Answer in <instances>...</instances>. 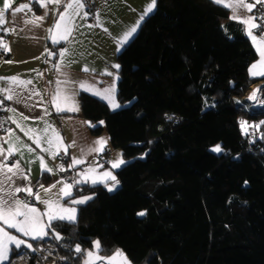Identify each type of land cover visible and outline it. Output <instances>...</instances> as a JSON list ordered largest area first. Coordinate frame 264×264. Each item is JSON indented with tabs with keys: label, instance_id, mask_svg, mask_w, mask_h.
Wrapping results in <instances>:
<instances>
[{
	"label": "trees",
	"instance_id": "trees-1",
	"mask_svg": "<svg viewBox=\"0 0 264 264\" xmlns=\"http://www.w3.org/2000/svg\"><path fill=\"white\" fill-rule=\"evenodd\" d=\"M138 29L118 53L120 107L81 92L92 134L108 132L126 161L120 185H75L95 198L75 224L54 221L53 240L83 245L61 249L66 264L96 239L134 264H264V108L244 98L259 81L244 24L213 0H157ZM255 120L253 139L240 121Z\"/></svg>",
	"mask_w": 264,
	"mask_h": 264
},
{
	"label": "crops",
	"instance_id": "crops-1",
	"mask_svg": "<svg viewBox=\"0 0 264 264\" xmlns=\"http://www.w3.org/2000/svg\"><path fill=\"white\" fill-rule=\"evenodd\" d=\"M93 1L96 6V13L94 17H89L88 15L87 17L83 16V12H87L86 6L81 10L80 16L73 17L75 29L73 31V36L69 38L71 43L61 42L59 44H54L49 38L48 29L56 23L60 12L65 10L64 5L69 2V0H62L60 5L49 4L47 8L42 7L41 4L36 2V0H9L11 8L5 12L4 19L6 23L3 26H0V42L6 43L8 45V49L10 50H6L9 57L6 58L5 61L0 62V77H18L20 80H30L32 83L26 86L21 85L16 89L18 92L23 93L25 97V101L23 103L14 99L9 101V105L5 108L7 121L6 130H13V135L9 136L8 132L5 131L4 135L0 137V145L7 148L8 145L4 143V141L7 140L12 143H17L18 146L21 147L23 144H27L36 149L35 152L29 153L26 149L22 148V156L13 155L7 161L11 164L13 161L18 160L21 168L27 174L28 179L23 181L17 180L18 184H31L32 186L35 179L42 177L44 182L42 185L44 188H48L52 184H56V181L64 180L60 176L61 171H59V167L61 165L69 170L70 178L76 177L78 172H85L90 167L95 168L96 174L94 178L98 181L100 179V174L103 172L110 171L114 176H116V170L119 169L111 167L112 162L117 161L120 157L119 153L117 154L116 151H114L117 149H114L111 146L109 133L104 131L100 135H93L90 130L89 120L82 116L83 106H81V92L86 91L93 95L95 91L100 90L103 92L104 89L109 88L114 83L115 92L113 95L114 100L117 103V88L119 79L116 80L114 77H119V69L113 68L112 66L119 64L118 53L126 44H128L127 42L121 46L118 42L125 31H127L132 25L139 22V18L145 12L146 6L150 0ZM227 2L228 0H223V3L220 4L225 6ZM246 2L252 3V1L249 0H246ZM4 3L5 0H0V9H3ZM21 4H28L29 9H25L23 12L13 15L12 13L14 9L19 7ZM57 9H59V11H57ZM228 9L230 17H232L233 11L229 7ZM238 14L241 17L251 15L256 16L254 8L251 12H247L245 9H240ZM148 15L145 16L144 20L148 17ZM35 17H43L44 19L38 24L25 23V20H33ZM235 21L239 22V20ZM142 22L139 23V27ZM89 25H92V27H89ZM13 28L15 29L14 32L3 30ZM105 29H107V31H105ZM138 30L139 29H137L136 33ZM62 31L63 28H61L60 32ZM253 34L259 36V30L253 29ZM62 48H69L71 52V55L65 59L63 64H61L58 56V52ZM49 52L57 53V55L50 56L48 54ZM259 58L258 53V57L253 63H256ZM69 60L72 61L70 64L68 63ZM57 64H61V71L59 72L54 67V65ZM251 65L249 66V69ZM85 67H87L89 71H83ZM249 69L248 74L254 78V76L250 74ZM106 71L112 72L113 75H106ZM41 73L42 75H40ZM61 73H64L65 75H62ZM255 77L259 80H264V77ZM58 80L70 81L69 84L63 85V87L75 90V99L79 105L78 112H57L55 107L52 105L51 100L53 95L56 93V82ZM81 82H86V87L89 85L92 87H89L88 90H83L79 87ZM9 86H12L9 81L0 80V88ZM33 92H39L41 95H32L30 99L27 98L29 94ZM97 97L101 98L100 96ZM104 101L108 103V101ZM9 108H14L16 112L13 113L8 111L7 109ZM45 110H47V115H45ZM21 113L24 116L30 117V119H22L20 115ZM9 117L16 119L25 129L35 128L40 130L45 127V122L50 124L52 128L55 129V132L63 138L62 144L57 141L61 148L60 155H58L55 159H52L48 153L42 152L36 147L32 140L24 135V132H22L20 128H18L16 124L9 119ZM37 117H43V119H37ZM101 125L105 128L104 121ZM17 137H19V141H17ZM100 138L107 140V144L104 145V150L101 152L89 153L88 149L96 147L97 145L95 142ZM73 141H75L74 145ZM64 145L68 146L66 153L63 151ZM107 150H109V152ZM41 155L44 156L48 167L53 169V173L42 171L41 164L37 159V157ZM63 155H67L69 157L66 164L62 162ZM101 155L106 156L105 162L101 160ZM74 157L78 159L82 158L85 162L69 169L68 165L72 162V158ZM2 159L3 158L0 157V160ZM0 179H3V177L0 176ZM117 180L119 181V184L115 188L120 185L119 178H117ZM66 181L69 183L72 182L68 180ZM107 182H109V180H105V183ZM98 183L100 182H97L95 185ZM60 187H62L61 184H56V187L47 194L40 188L36 191L40 192L42 199L49 197L55 199V194L59 191ZM74 190L75 186L72 189L73 195H75ZM19 196L21 199L29 200L25 193H20ZM68 199L69 198H62L60 199V203L65 207H68ZM35 204L41 209V211H43L46 207L38 201L35 202ZM7 230L12 234L19 236L21 239L27 240L32 244L33 248L37 245L36 242L40 240L25 237L20 233H16L13 229ZM48 237L52 238L55 236L50 231L49 235L44 238ZM23 249H25L23 246L20 249L13 248L10 260L14 251ZM126 257L128 261H130V264H134L128 256ZM10 260H6L4 263L10 262Z\"/></svg>",
	"mask_w": 264,
	"mask_h": 264
},
{
	"label": "snow or ice",
	"instance_id": "snow-or-ice-1",
	"mask_svg": "<svg viewBox=\"0 0 264 264\" xmlns=\"http://www.w3.org/2000/svg\"><path fill=\"white\" fill-rule=\"evenodd\" d=\"M37 3L41 4L42 7L47 8L49 4L60 5L62 0H36ZM215 3H223V0H213ZM157 0H150L148 5L146 6L145 12L140 16L139 22L132 25L125 33L121 36L119 40V44L123 46V44L127 43L128 40L136 33L139 28V23L142 22L148 14L153 12L156 7ZM260 4L264 6V0H254L252 3L246 2V0H228L225 6L229 7L233 11L232 19L239 20L240 23L246 26V34L251 37L252 43L256 48V51L259 53V60L256 63H253L249 69V72L252 76H261L264 77V13H262L259 17L255 15L241 17L239 16V10L245 9L247 12H251L252 9ZM65 10L60 12L56 23L48 29L49 38L52 43L59 44L61 42L71 43L70 37L73 36V31L75 29V24L73 17L80 16L81 10L85 8V4L83 0H69L65 5ZM11 8V3L9 0H5L3 5V9H0V26H3L6 21L4 19L6 10ZM25 9H29L28 4H21L19 7L15 8L13 11V15L16 13H21ZM71 10V11H69ZM59 11V9H57ZM88 13L83 12V16L87 17ZM43 17H35L33 20H25V23L38 24L42 21ZM257 19H259L260 23H257ZM92 27V25H89ZM61 28L63 31L60 32ZM253 29L259 30V36L253 34ZM4 31L14 32L15 29H3ZM107 31V29H105ZM0 47L5 50L8 49V45L6 43L0 42ZM119 50V49H117ZM51 55H57V53L49 52ZM71 55L69 48H62L58 52V56L60 58L61 64L64 63L65 59ZM10 62V61H9ZM72 61H68L70 64ZM61 64L54 65L55 69L59 72L61 71ZM67 66V65H65ZM113 68L119 69L120 65L115 64L112 66ZM83 71H89L87 67L83 69ZM94 71V69H93ZM65 75L64 73H61ZM106 75L112 76V72H105ZM42 75V73L40 74ZM114 79L118 80L119 77L115 76ZM0 80H7L10 82L12 86L0 88V106H2L5 100L12 101L17 99L19 102L23 103L25 101V97L23 93L18 92L16 89L21 85L31 84L32 81H23L18 77H0ZM56 93L53 95L51 103L55 107L57 112L69 111V112H78L79 105L75 99L76 92L73 89H68L63 87V85L69 84V80H58L57 82ZM79 87L83 90H88L89 87H86V82H81ZM260 90H254L250 100H256L257 93ZM114 92H115V84L113 83L109 88H106L101 92L100 90L95 91V95L100 96L102 99L108 101V103L113 108H118L120 105L114 100ZM32 95L40 96L41 93L33 92L30 93L27 98H31ZM42 103V101H41ZM13 113L16 112L14 108L7 109ZM47 110H45V115H47ZM22 119L29 120L30 117L24 116L22 113L20 114ZM171 119V117H168ZM10 120L22 132L27 136L33 143L39 148L42 152L48 153L52 159H55L58 155H60L61 148L57 141L62 144L63 138L59 136L58 133L55 132V129L52 128L50 124L45 122V127L43 129L37 130L35 128H27L25 129L20 123L14 119L13 117H9ZM37 119H43V117H37ZM100 123H103L101 121ZM264 124V122H261ZM261 124H257L255 126H249L248 122L240 121L241 130L247 135L249 133V127L259 128ZM9 136L13 135V130H6ZM52 133V134H50ZM54 134V135H53ZM261 138H264L262 136ZM17 141H19V137H17ZM5 144L8 145L5 148L3 145H0V157L3 159L0 160V176L3 179H0V264H4L6 260H10L11 251L13 248L20 249L22 246L26 249L36 251L37 249H33L31 243L27 240L21 239L19 236L12 234L7 229H13L16 233H20L25 237H31L32 239H42L49 235L51 231L56 239H63L60 233L55 231L53 228V221L58 222H66L70 224H75L77 221V208L73 205H84L88 201L93 199L91 195L81 196L79 198H73L72 189L75 185H79L81 183H91L95 185L97 182L105 183V180L112 181L111 186H108L105 183V187H107L108 191H113L115 187L119 184L116 176H114L110 171H105L100 174L99 181L94 178L96 174L95 168H89L85 172H79L76 174V177L72 178V182L69 183L66 180H58L56 184H61L62 187L59 188V191L55 194V199L52 197L42 199L40 192H33V187L31 184H23L17 183V180H27L26 172L21 168L18 160L13 161L9 164L7 161L13 155L22 156L23 149H26L29 153L35 152L36 149L31 147L30 145L23 144L22 147L18 146L17 143H12L10 141H4ZM22 143V142H21ZM75 141H73V145ZM96 147L88 149V152H101L104 150V145L107 144V140L104 138H100L95 142ZM67 145H64L63 151L67 152ZM211 151L221 152L222 148L219 144L214 146ZM37 159L41 164L42 171H47L48 173H53V169L48 167L47 162L44 159V156H38ZM85 161L80 158H72V162L68 165V168H73L79 164L84 163ZM126 161L123 159V155H120L117 161L112 162V168H119L121 165L125 164ZM63 165L59 167V171H67ZM56 184H52L48 188H44L41 184L39 185L40 189H43L44 193H50L53 188L56 187ZM25 193L28 197H32V200L21 199L19 194ZM69 198L68 199V207H65L60 203V199ZM40 202L44 204L46 207L43 211L38 208L35 202ZM138 215H145V213L141 212ZM102 246L100 241L94 242V250H88L85 253V259L83 264H130L127 257L121 250H116L110 256H102L100 252L102 251ZM70 251H74L76 254H81L84 250L81 249L79 244H76L74 249H70ZM19 255V254H18Z\"/></svg>",
	"mask_w": 264,
	"mask_h": 264
},
{
	"label": "built area",
	"instance_id": "built-area-1",
	"mask_svg": "<svg viewBox=\"0 0 264 264\" xmlns=\"http://www.w3.org/2000/svg\"><path fill=\"white\" fill-rule=\"evenodd\" d=\"M254 2V0H249ZM85 6L87 7V13L89 17H94L96 13V6L94 5L93 0H84ZM254 12L256 16L259 17L262 13H264V6L257 4L254 7ZM257 23H260L259 19H257ZM9 57L8 52L0 47V62L5 61L6 58ZM259 89L260 91L257 93L256 100H250L249 97L253 93L254 90ZM248 100V107L250 109H261L264 108V80H259L251 85L250 90L244 97ZM9 105V101L5 100L4 104L0 106V137L4 135L7 129V121H6V109ZM259 124L258 120L249 121V126H255ZM249 135L256 139L259 135L257 134V128L249 127ZM68 156H62V162L66 164L68 162ZM105 158H102L104 160ZM61 178L64 180L72 181L69 176V170L62 171L60 173ZM43 178L39 177L34 180L32 187L33 192H35L39 185L43 184ZM29 200H32V197H28ZM80 245L81 249H83V245L81 243H77ZM76 245V244H75ZM72 246L69 243L62 242L61 244L57 243V241L52 238H44L40 240L37 245L33 249H37L36 251H32L29 249H23L14 253L10 264H66L69 261L68 255H66L61 249L64 248L69 250ZM75 247V246H74ZM72 249H74L72 247ZM19 254V255H18Z\"/></svg>",
	"mask_w": 264,
	"mask_h": 264
},
{
	"label": "rangeland",
	"instance_id": "rangeland-1",
	"mask_svg": "<svg viewBox=\"0 0 264 264\" xmlns=\"http://www.w3.org/2000/svg\"><path fill=\"white\" fill-rule=\"evenodd\" d=\"M217 144H219L220 146H221V144L220 143H216V144H214L213 146H211V149L214 147V146H216ZM222 148V147H221ZM114 151H116V153L118 154L119 153V157H120V155H121V150H114ZM217 153V152H216ZM220 153V152H219ZM125 160V159H124ZM119 168H121V166L119 167ZM117 177V176H116ZM113 182L112 181H110V183L108 184V186H111V184H112ZM73 206H75V205H73ZM75 207H77V206H75ZM78 218V217H77ZM94 241H98L97 239L96 240H94ZM88 250H94V245H93V247L92 248H88L87 249V251ZM116 250H114V251H112V253H110V254H105V253H102V252H100V255H102V256H110V255H112L114 252H115ZM123 252V251H122ZM124 253V252H123ZM125 254V256H128V254L127 253H124ZM129 257V256H128ZM84 259H85V257H84ZM83 259V260H84Z\"/></svg>",
	"mask_w": 264,
	"mask_h": 264
},
{
	"label": "water",
	"instance_id": "water-1",
	"mask_svg": "<svg viewBox=\"0 0 264 264\" xmlns=\"http://www.w3.org/2000/svg\"><path fill=\"white\" fill-rule=\"evenodd\" d=\"M79 173V172H78ZM88 184H90V183H81V184H79L78 186H80V187H83V186H85V185H88ZM85 195H91V196H93V199L95 198V195H93V194H90V193H85V194H83V195H79V196H75V197H73V198H79V197H81V196H85ZM92 199V200H93ZM91 201V200H90ZM89 202V201H88ZM86 204H84V205H76V206H85Z\"/></svg>",
	"mask_w": 264,
	"mask_h": 264
},
{
	"label": "clouds",
	"instance_id": "clouds-1",
	"mask_svg": "<svg viewBox=\"0 0 264 264\" xmlns=\"http://www.w3.org/2000/svg\"><path fill=\"white\" fill-rule=\"evenodd\" d=\"M258 123H259V121H258ZM259 124H260V123H259ZM257 134H258V129H257ZM107 151L109 152V150H107ZM107 151H106V152H107ZM106 152H105V153H106ZM105 157H106L105 155H101V156H100L101 160H102V158H105ZM105 160H106V158H105L104 160H102V161L105 162ZM69 174H70V173H69ZM71 179H72V178H71ZM48 238H49V237H48ZM52 239H53V238H52ZM41 240H42V239H41ZM38 242H39V241H38ZM19 251H20V250H19ZM13 254H14V253H13Z\"/></svg>",
	"mask_w": 264,
	"mask_h": 264
}]
</instances>
